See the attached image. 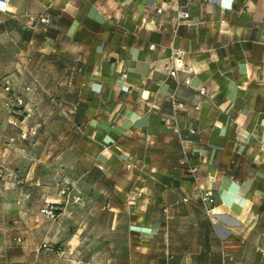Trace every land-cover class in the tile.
I'll return each mask as SVG.
<instances>
[{
	"label": "crops",
	"instance_id": "obj_1",
	"mask_svg": "<svg viewBox=\"0 0 264 264\" xmlns=\"http://www.w3.org/2000/svg\"><path fill=\"white\" fill-rule=\"evenodd\" d=\"M180 1L189 20L176 28L173 10L155 12L165 0L0 11L1 233L51 220L18 183L106 180L113 260L264 264V0ZM43 12L50 24L25 25ZM5 80L29 118L5 106ZM5 241L0 264L14 261Z\"/></svg>",
	"mask_w": 264,
	"mask_h": 264
},
{
	"label": "rangeland",
	"instance_id": "obj_2",
	"mask_svg": "<svg viewBox=\"0 0 264 264\" xmlns=\"http://www.w3.org/2000/svg\"><path fill=\"white\" fill-rule=\"evenodd\" d=\"M35 133L29 130L26 138ZM17 189L28 205L51 220L39 229L12 227L0 232L6 251L13 254L14 261L7 259L6 264H125L120 250L116 260L111 256L110 237L116 229L108 181L59 180L42 173L36 180L18 183ZM49 208L52 214L42 211ZM118 232L124 235L123 229Z\"/></svg>",
	"mask_w": 264,
	"mask_h": 264
},
{
	"label": "built area",
	"instance_id": "obj_3",
	"mask_svg": "<svg viewBox=\"0 0 264 264\" xmlns=\"http://www.w3.org/2000/svg\"><path fill=\"white\" fill-rule=\"evenodd\" d=\"M9 0H0V11H6L8 6ZM167 10H173L175 12L172 25L174 28L177 25L182 23H187L189 20V9L185 4H182L180 0H165L164 5L156 6L155 12L158 14H163ZM53 21V16L48 12H43L39 14L36 18L30 17L28 18L27 22L25 23L28 27H34L37 23L42 25H48ZM182 52L180 50H173L171 56V63L168 69V73L171 76H176V71L181 66L180 62V54ZM3 90L8 93L7 99L5 100V106L11 111V113L21 115L23 118H29L31 116V110L25 107L24 100L21 95L14 93L11 90L9 85V81L5 80L3 85ZM27 130L22 129L20 131L19 137L24 139L27 135ZM32 133H35V129H32ZM15 138L14 136L9 137V141H13ZM3 175V168L0 166V177ZM201 199L204 202L211 203L213 201L212 192L210 190L205 191ZM52 208L43 209L42 211L47 214H52ZM209 210V209H208ZM20 238H17L19 240Z\"/></svg>",
	"mask_w": 264,
	"mask_h": 264
}]
</instances>
